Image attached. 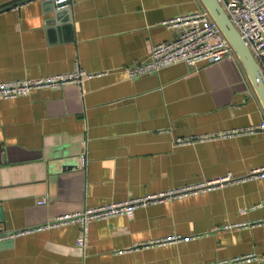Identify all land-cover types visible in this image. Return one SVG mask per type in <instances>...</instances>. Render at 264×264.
Segmentation results:
<instances>
[{"label":"crops","instance_id":"0c3cea01","mask_svg":"<svg viewBox=\"0 0 264 264\" xmlns=\"http://www.w3.org/2000/svg\"><path fill=\"white\" fill-rule=\"evenodd\" d=\"M15 1L0 0V8ZM53 4L0 10V80L75 63L98 75L0 97V232H8L0 264H264V176L244 177L264 164V128L174 141L264 119L239 58L176 62L136 77L123 69L172 39L181 27L163 21L204 9L201 0H71L61 11ZM228 171L239 179L90 220L83 246L77 221L44 226L85 206ZM150 240L160 241L143 243ZM244 254L251 256L234 259Z\"/></svg>","mask_w":264,"mask_h":264},{"label":"built area","instance_id":"2783aa9c","mask_svg":"<svg viewBox=\"0 0 264 264\" xmlns=\"http://www.w3.org/2000/svg\"><path fill=\"white\" fill-rule=\"evenodd\" d=\"M57 8L67 6L71 0H52ZM224 11L236 27L241 38L244 40L253 57L258 63L264 74V0H218ZM168 25H179L180 31L166 41L152 45L147 59L134 60L124 65L123 69L129 77H136L149 72H155L162 67L176 62H185L189 66L218 62L222 59L235 55L234 49L228 39L221 31L218 24L211 18L208 11L204 8L186 15L163 21ZM98 75L86 71L75 63L69 71L57 72L39 77H25L16 79L0 80V97L8 98L18 95L28 94L32 89L38 87H59L66 83L81 82L85 78ZM264 128V119L256 124L244 127H231L226 130L211 134H194L189 136H177L174 138L176 143H187L203 140L213 135H231L241 131H252ZM82 165L87 164L88 158L85 151L80 156ZM264 176V164L251 168L247 175ZM239 179L234 177L231 172H226L222 176L199 182L197 184L150 192L139 196H132L119 200H114L95 206H85L79 210L67 212L55 216L53 220H48L44 226H52L75 220L80 225V233L76 238L78 245H85L88 238V223L94 218H103L115 214H132L138 205L148 201L160 199L162 197L183 194L188 190L211 186L215 183L221 184L224 181ZM38 203H44L46 196L36 199ZM236 225L225 224V226ZM8 232L4 231L2 235ZM0 235V236H2ZM174 237V236H172ZM160 240H150L143 243H153ZM251 254H244L234 259H248Z\"/></svg>","mask_w":264,"mask_h":264},{"label":"water","instance_id":"95a60500","mask_svg":"<svg viewBox=\"0 0 264 264\" xmlns=\"http://www.w3.org/2000/svg\"><path fill=\"white\" fill-rule=\"evenodd\" d=\"M25 1L28 0L15 1L12 4L0 8V10L3 8L21 4ZM201 2L204 8L210 14L211 18L218 24L223 34L230 42L231 46L234 49L235 55L239 58L240 62L242 63L264 107V74L262 73L251 51L249 50L244 40L241 38L236 27L234 26V24L232 23V21L230 20L218 0H201ZM56 6L57 5L54 3L53 8H56V10L59 11L67 9V6L60 8H57ZM2 233H4V231H1L0 235H2Z\"/></svg>","mask_w":264,"mask_h":264}]
</instances>
